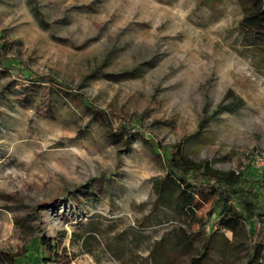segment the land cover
Listing matches in <instances>:
<instances>
[{"label": "rangeland", "instance_id": "obj_1", "mask_svg": "<svg viewBox=\"0 0 264 264\" xmlns=\"http://www.w3.org/2000/svg\"><path fill=\"white\" fill-rule=\"evenodd\" d=\"M248 1L0 0V252L40 237L71 264H191L204 251L201 264H248L257 246L264 264L258 223L232 231L209 204L185 212L169 184L158 198L165 170L148 144L240 174L264 205V45L240 33ZM121 126L132 140L111 136Z\"/></svg>", "mask_w": 264, "mask_h": 264}, {"label": "trees", "instance_id": "obj_2", "mask_svg": "<svg viewBox=\"0 0 264 264\" xmlns=\"http://www.w3.org/2000/svg\"><path fill=\"white\" fill-rule=\"evenodd\" d=\"M247 5V13L240 21V33L248 46L260 48L264 45V0H249ZM8 45L6 41L0 42L1 70H6L10 66L1 60V55L4 54ZM26 80L31 86H52L61 98L78 100L92 118L107 130L111 129L110 120L105 111L89 106L82 95L60 84L53 76L33 75L27 77ZM230 98L231 91H227L225 100ZM242 106L243 101L236 99L222 107L226 111H234ZM124 135L127 136L128 140L133 139V134H130L129 129L126 130L125 126H121L117 134H111L118 139ZM128 140L125 142L127 147L130 144ZM145 141H150V139L146 138ZM148 144L152 153L161 158L165 170L164 182L155 185L158 198L164 194L163 184H169L178 192L185 212H195L209 204L220 225L230 226L231 230L234 231L240 229L245 223L249 226L258 223L264 239V205L260 196L248 189L247 178L231 170L216 169L208 161L192 159L186 154L180 143L164 147L153 142H148ZM254 175L253 181L258 186L260 183L257 177L258 173ZM80 193L87 199L96 197L90 189L87 192L80 191ZM57 249L59 246L54 239L35 237L30 248L25 247L21 254L0 252V264H29L31 259H33V263L39 264H71L69 259L63 257L65 250L61 249L62 252L58 255ZM259 253V248L254 246V255L248 264H261L258 259ZM205 257L206 251L196 260H192L191 264H201Z\"/></svg>", "mask_w": 264, "mask_h": 264}]
</instances>
